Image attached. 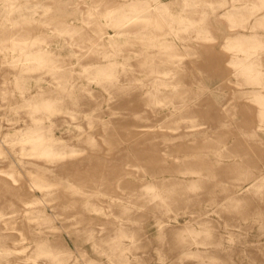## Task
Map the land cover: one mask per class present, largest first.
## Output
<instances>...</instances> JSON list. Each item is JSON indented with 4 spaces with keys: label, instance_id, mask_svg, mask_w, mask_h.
Returning <instances> with one entry per match:
<instances>
[{
    "label": "rangeland",
    "instance_id": "1",
    "mask_svg": "<svg viewBox=\"0 0 264 264\" xmlns=\"http://www.w3.org/2000/svg\"><path fill=\"white\" fill-rule=\"evenodd\" d=\"M0 264H264V0H0Z\"/></svg>",
    "mask_w": 264,
    "mask_h": 264
}]
</instances>
